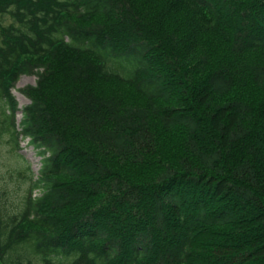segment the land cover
Masks as SVG:
<instances>
[{
  "label": "trees",
  "instance_id": "16d2710c",
  "mask_svg": "<svg viewBox=\"0 0 264 264\" xmlns=\"http://www.w3.org/2000/svg\"><path fill=\"white\" fill-rule=\"evenodd\" d=\"M3 138L0 264H264V0H0Z\"/></svg>",
  "mask_w": 264,
  "mask_h": 264
},
{
  "label": "rangeland",
  "instance_id": "374dc122",
  "mask_svg": "<svg viewBox=\"0 0 264 264\" xmlns=\"http://www.w3.org/2000/svg\"><path fill=\"white\" fill-rule=\"evenodd\" d=\"M124 76H127L126 71L129 69V67L126 64H120L119 62H116L114 64ZM37 80L36 75H21L17 82L15 83L14 87L11 89L12 94L14 95L16 101H17V107L18 111L16 113V119L17 121L21 118V107H23L25 104L29 102L27 96L22 93L21 89L25 87L26 85H35ZM19 145L21 147L19 153L23 155L26 162L30 164L31 172L33 173L32 177H36L38 170L40 169L41 162H40V156L36 152V150H33L31 145H29L26 142V139L19 140ZM13 163V156L10 154L9 151V145L6 142V138H3L0 140V191L4 189L7 193L5 194L6 201L8 203H13L11 201L12 199H15V193H14V183L17 184L18 178L17 175L13 176V179L11 178L9 180V167ZM15 164V163H14ZM20 186L19 191L24 188V182L20 180ZM11 181V182H10ZM14 182V183H13ZM10 190L13 191V194L11 196ZM17 194V193H16ZM39 194L37 191L33 192V196ZM18 195H20L18 193ZM18 197V196H17ZM16 197V199H17Z\"/></svg>",
  "mask_w": 264,
  "mask_h": 264
}]
</instances>
